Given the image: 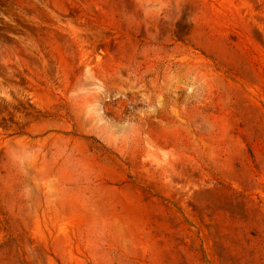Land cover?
<instances>
[{
    "label": "rangeland",
    "instance_id": "374dc122",
    "mask_svg": "<svg viewBox=\"0 0 264 264\" xmlns=\"http://www.w3.org/2000/svg\"><path fill=\"white\" fill-rule=\"evenodd\" d=\"M0 264H264V0H0Z\"/></svg>",
    "mask_w": 264,
    "mask_h": 264
}]
</instances>
